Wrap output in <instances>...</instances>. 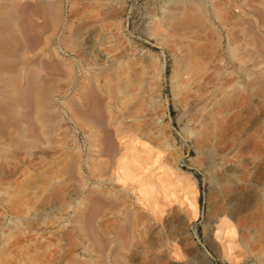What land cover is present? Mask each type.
Here are the masks:
<instances>
[{"label":"rangeland","instance_id":"rangeland-1","mask_svg":"<svg viewBox=\"0 0 264 264\" xmlns=\"http://www.w3.org/2000/svg\"><path fill=\"white\" fill-rule=\"evenodd\" d=\"M244 1H62L63 25L51 39L55 51L73 68L95 62V52L87 50L92 45L115 60L111 113L120 117L121 141L141 156L145 169L139 177L152 169L157 192L144 207L125 195L126 185L110 184L112 174L101 163L80 164L88 187L102 181L120 189L134 212L127 240L113 243L127 261L259 264L253 251L264 239V61L256 59L254 35L235 6L247 9L254 22L262 20ZM252 3L264 6V0ZM12 44L0 37V68L15 62ZM45 81L57 99L77 83L59 74ZM56 105L61 120L46 146L24 142L0 101V264L98 261L91 242L68 218L75 184L67 167L79 147L86 158V130L58 100ZM108 126L114 128L112 119ZM165 177L171 180L167 192L159 183ZM233 193L241 197L239 207L224 215L233 243L230 250H216L208 240L209 224L223 217V194ZM54 205L61 209L41 213ZM117 224L108 207L97 229L108 234Z\"/></svg>","mask_w":264,"mask_h":264},{"label":"bare ground","instance_id":"bare-ground-1","mask_svg":"<svg viewBox=\"0 0 264 264\" xmlns=\"http://www.w3.org/2000/svg\"><path fill=\"white\" fill-rule=\"evenodd\" d=\"M62 1L0 0V37L9 38L13 42L16 55L11 67L0 68V101L7 108L6 118L24 142L46 146L50 143L52 136L57 134L58 125L55 124L61 120L57 100L71 119L86 130V158H83L85 150L78 146L79 149L72 155L67 167L75 184V189L68 195L69 199L75 200V204L70 206L68 218L82 236L91 242L94 252L99 254L96 264H135L134 259L127 261L121 255V246L115 247L113 244L119 238L127 240L128 224L134 212L126 207L124 197L118 195L120 189L109 187L108 183L102 181L97 182L98 186L88 187L79 169L81 162L86 159L94 165L101 163L112 174V178L108 179L110 184L126 185L125 195L133 196L134 203L144 207L149 206L157 192L154 184L150 183L152 169H147V173L139 177L140 170L145 169L141 156L134 149L130 150L125 141H121L120 117L111 113L108 98L114 91L111 78L115 60L107 53H99L97 46L92 45L87 50L95 52V62L84 66L79 63L73 68L55 51L51 39L63 25ZM253 1L256 0L244 1V5L250 9L251 15H258L262 23L246 17L247 9L235 6V11L240 20L249 24L254 35L256 59L264 61V31L261 30L264 27V6L257 7ZM53 74L69 79L75 77L77 83L74 91L60 99L55 98V90L50 91L45 81L46 77ZM110 119L114 128L108 126ZM170 182L168 177L159 180L164 192H167ZM245 184L250 187L252 182L247 181ZM223 196L227 207L220 214L223 217L210 221L208 240L216 250L225 251L231 249L234 231L228 228L224 215L238 209L241 197L235 193ZM251 199L254 206L253 196ZM189 204L195 213L196 206L192 202ZM154 206L159 207L157 201ZM108 207L116 214L118 224L114 232L103 234L97 229V221ZM60 209L54 205L41 213H52ZM253 233L249 230L251 236ZM174 236L180 238V233ZM253 253L258 263L264 264V239Z\"/></svg>","mask_w":264,"mask_h":264}]
</instances>
